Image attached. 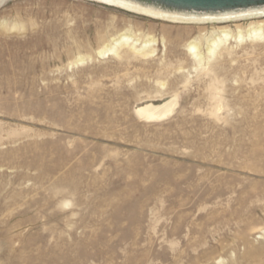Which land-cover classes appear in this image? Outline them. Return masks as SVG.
<instances>
[{"label": "rangeland", "instance_id": "obj_1", "mask_svg": "<svg viewBox=\"0 0 264 264\" xmlns=\"http://www.w3.org/2000/svg\"><path fill=\"white\" fill-rule=\"evenodd\" d=\"M198 27L0 0V264H264V42L199 67Z\"/></svg>", "mask_w": 264, "mask_h": 264}, {"label": "bare ground", "instance_id": "obj_2", "mask_svg": "<svg viewBox=\"0 0 264 264\" xmlns=\"http://www.w3.org/2000/svg\"><path fill=\"white\" fill-rule=\"evenodd\" d=\"M96 1L147 17L199 25L198 34L186 44L187 51L199 67L208 65L209 60L217 53L221 54L223 51L229 53L231 43L264 42V3L235 8L197 9L158 0ZM205 24L210 25V30H207L206 26H201ZM134 37L130 29L111 35L95 50L94 54L98 57L108 54L118 55L123 45H129V41L134 43ZM152 41H154L152 37H147L139 48L131 44L133 52L144 56L149 55L154 50H148L146 47ZM90 59V55H80L76 56L70 64H81ZM173 103L174 99L159 105L147 102L137 107L135 111L147 119L157 118L169 114L173 109Z\"/></svg>", "mask_w": 264, "mask_h": 264}, {"label": "water", "instance_id": "obj_3", "mask_svg": "<svg viewBox=\"0 0 264 264\" xmlns=\"http://www.w3.org/2000/svg\"><path fill=\"white\" fill-rule=\"evenodd\" d=\"M168 4L197 8V9H222L245 7L264 3V0H158Z\"/></svg>", "mask_w": 264, "mask_h": 264}]
</instances>
